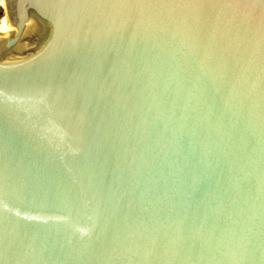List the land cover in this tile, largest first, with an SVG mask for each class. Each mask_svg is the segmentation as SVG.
I'll return each mask as SVG.
<instances>
[{
    "label": "water",
    "instance_id": "1",
    "mask_svg": "<svg viewBox=\"0 0 264 264\" xmlns=\"http://www.w3.org/2000/svg\"><path fill=\"white\" fill-rule=\"evenodd\" d=\"M0 264H264V0H4Z\"/></svg>",
    "mask_w": 264,
    "mask_h": 264
},
{
    "label": "bare ground",
    "instance_id": "2",
    "mask_svg": "<svg viewBox=\"0 0 264 264\" xmlns=\"http://www.w3.org/2000/svg\"><path fill=\"white\" fill-rule=\"evenodd\" d=\"M0 7L4 10L5 12V3L4 0H0ZM10 32V23L8 21V17L6 13H4V16L0 20V33L1 34H7Z\"/></svg>",
    "mask_w": 264,
    "mask_h": 264
},
{
    "label": "rangeland",
    "instance_id": "3",
    "mask_svg": "<svg viewBox=\"0 0 264 264\" xmlns=\"http://www.w3.org/2000/svg\"><path fill=\"white\" fill-rule=\"evenodd\" d=\"M4 10L0 7V20H1V18L4 16Z\"/></svg>",
    "mask_w": 264,
    "mask_h": 264
}]
</instances>
